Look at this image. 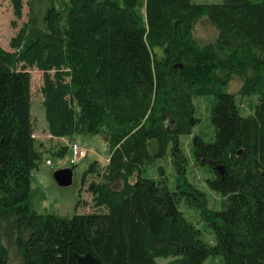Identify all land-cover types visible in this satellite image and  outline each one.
<instances>
[{"label": "trees", "instance_id": "1", "mask_svg": "<svg viewBox=\"0 0 264 264\" xmlns=\"http://www.w3.org/2000/svg\"><path fill=\"white\" fill-rule=\"evenodd\" d=\"M12 2L19 16L21 0ZM202 18L216 35L199 45L192 28ZM44 22L12 36V50L0 46V264H9L10 248L24 264H77L87 251L102 264H160L159 256L264 264V0H66ZM30 66L43 72L50 137L99 134L106 143L107 162L92 160L81 176L84 183L97 174L88 190L102 210L59 215L31 206L30 174L42 151ZM231 73L241 77L239 94H258L252 113L242 114L227 90ZM202 93L215 96L214 136L197 133L193 146L211 170L207 185L222 194L220 209L186 178L179 140L192 132L193 96ZM168 148L175 188L163 165L157 176L143 171ZM117 179L121 186H111ZM182 198L200 209L213 242L184 216Z\"/></svg>", "mask_w": 264, "mask_h": 264}, {"label": "rangeland", "instance_id": "2", "mask_svg": "<svg viewBox=\"0 0 264 264\" xmlns=\"http://www.w3.org/2000/svg\"><path fill=\"white\" fill-rule=\"evenodd\" d=\"M64 1L66 0H21V13L17 16L12 0H0V46L7 50H12L10 39L19 31L25 34L33 27L45 29L44 16L47 9L51 6L58 7ZM194 1L216 2L219 0ZM142 13H144V9H142ZM192 33L199 45L212 41L216 35L213 26L204 18L195 23ZM153 52L158 58L164 56V50L161 46H153ZM26 69L30 72L33 135L36 139L37 147L42 151L39 164L32 169L30 174L31 206L39 212H54L59 215L102 210V207H97L93 204L91 192L88 190L90 181L99 180L97 174H88L84 183L81 182V176L83 170L92 160L97 159L101 163L107 162L108 150L106 143L99 134L77 133L75 137L66 141H54L50 138L42 105L41 85L43 83V72L35 66H30ZM241 84V77L236 73H231L226 88L229 92L235 93V98L240 105L242 114L252 113L258 101V94L256 92H250L245 95L239 94L238 90ZM214 99L215 96L210 93L193 96L194 121L192 132L190 134H181L179 140L187 158L186 178L206 193L209 207L220 209L222 206V194L207 185V177L211 175V170L207 163H203L197 158L193 146V138L197 133L206 140L213 139L214 126L210 120V108ZM72 143L79 145L83 149V155L79 156L75 161L69 148ZM64 145L68 147L67 151L64 154H55ZM47 158L51 159V164L45 162ZM160 164L165 168L169 187L175 188L177 174L169 148L164 156L150 160L147 163L143 170L144 174L157 176L158 165ZM67 166L72 167V182L69 185L62 186L55 180L53 172L58 168ZM134 178L135 175L130 180L132 181ZM121 184L122 182L119 179L110 183L113 187H119ZM79 189L80 203L76 206L79 199ZM87 193H90V195L88 199H85ZM178 207L182 210L184 216L198 228L206 240L209 242L214 241V233L201 217L199 208L189 205L183 198L178 201ZM170 258L159 256L156 260L160 264H169ZM9 264H24L13 248L9 249ZM202 264H221V258L219 256H209Z\"/></svg>", "mask_w": 264, "mask_h": 264}, {"label": "water", "instance_id": "3", "mask_svg": "<svg viewBox=\"0 0 264 264\" xmlns=\"http://www.w3.org/2000/svg\"><path fill=\"white\" fill-rule=\"evenodd\" d=\"M217 167L222 171L221 165H218ZM53 176L59 185H69L72 182V167L67 166L58 168L54 170ZM76 258L77 264H102L99 258L90 251H87L84 254H79Z\"/></svg>", "mask_w": 264, "mask_h": 264}, {"label": "built area", "instance_id": "4", "mask_svg": "<svg viewBox=\"0 0 264 264\" xmlns=\"http://www.w3.org/2000/svg\"><path fill=\"white\" fill-rule=\"evenodd\" d=\"M69 148H70V150L72 152V156H73L74 161L79 156H82L83 155V149L79 145L72 143V144L69 145ZM45 162L47 164H51V159L50 158H47Z\"/></svg>", "mask_w": 264, "mask_h": 264}, {"label": "crops", "instance_id": "5", "mask_svg": "<svg viewBox=\"0 0 264 264\" xmlns=\"http://www.w3.org/2000/svg\"><path fill=\"white\" fill-rule=\"evenodd\" d=\"M72 137H75V135L72 136ZM50 138H52L54 141H57V140H59V141L65 140L66 141L67 139H70L69 137H65V136L64 137H50ZM89 195H90V193H87L85 199H88L89 198Z\"/></svg>", "mask_w": 264, "mask_h": 264}]
</instances>
